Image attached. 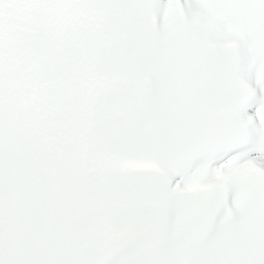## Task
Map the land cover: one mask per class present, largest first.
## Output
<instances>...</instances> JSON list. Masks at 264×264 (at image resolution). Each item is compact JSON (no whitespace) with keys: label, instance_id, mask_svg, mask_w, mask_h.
<instances>
[{"label":"snow or ice","instance_id":"obj_1","mask_svg":"<svg viewBox=\"0 0 264 264\" xmlns=\"http://www.w3.org/2000/svg\"><path fill=\"white\" fill-rule=\"evenodd\" d=\"M0 264H264V0H0Z\"/></svg>","mask_w":264,"mask_h":264}]
</instances>
